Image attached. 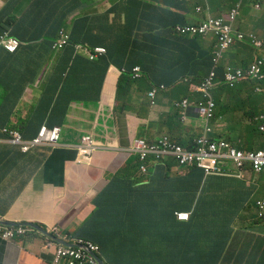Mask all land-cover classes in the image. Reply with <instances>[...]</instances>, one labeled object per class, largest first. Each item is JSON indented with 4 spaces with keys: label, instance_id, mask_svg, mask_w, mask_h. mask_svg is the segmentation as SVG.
<instances>
[{
    "label": "crops",
    "instance_id": "obj_1",
    "mask_svg": "<svg viewBox=\"0 0 264 264\" xmlns=\"http://www.w3.org/2000/svg\"><path fill=\"white\" fill-rule=\"evenodd\" d=\"M157 1L161 0H125L122 3L121 0H37L36 6L24 15H21V6L6 10L11 9V14L19 16L14 27L16 36L40 41L36 50L23 59H8L0 51V127L3 123L8 125V115L16 106L17 113L12 119L15 123L25 119L22 132L26 139L34 138L43 124L61 126L63 133L61 144L40 146L24 153L0 131L1 221L29 224L45 232L55 227L56 235L65 232L78 235L87 225L105 220L95 214L101 206L98 199L109 187L116 168L125 160L124 154L112 148L127 146L136 135L144 132L146 137L158 134L147 127L142 112L147 99L140 89L152 83L172 81L168 71L171 46L165 41L164 27L180 21L182 16L184 23L195 22V6L215 7L213 0L152 3ZM80 3L94 14L91 24L95 27H102L95 19L111 3L115 9V25L109 35L86 38L92 46L106 47L107 55L90 64L80 60L70 66V52L56 53L51 48L50 26L40 27L47 22L46 17H58ZM58 24L63 26L62 21L55 22ZM68 29L75 32L71 25ZM80 32L81 29H77L74 35ZM203 40H199L200 44ZM158 42L168 45L167 49ZM136 62L150 72L151 78L139 77L131 90L121 96L129 111L112 115L122 75L119 71L130 70ZM36 73L34 81L28 83ZM125 80H129L128 76ZM171 93L175 96V92L171 90ZM105 118H108L110 134L104 132L101 124ZM90 133L96 135L99 143L107 142L109 149L95 154L89 174L77 182L72 169L77 155L75 144L81 135ZM161 167L156 165L145 179L143 192L163 194L160 192L168 185V178L161 177L160 173L165 172ZM184 175L172 177L169 184L178 193L164 195L165 205L152 213L150 221L143 224L131 219L128 225L112 224L109 231L111 238L116 240L115 259H122L130 249L135 250L137 261L136 250L146 249L162 256L166 264H215V259H220L219 264H264V219L258 221L254 207L262 193L253 195L255 185L264 181V177L251 176L244 181L209 177L203 188L196 185L199 177L190 179ZM183 190H190L191 194L172 197L183 196L179 194ZM93 191L95 193L91 194ZM194 192L198 194L192 196ZM116 193L115 190L109 198ZM191 207L194 225L191 221L179 222L174 218L175 213L188 212ZM138 214L136 209L129 213L136 217ZM226 222L231 231L229 240V235L224 233ZM43 234L34 230L16 246L0 242V264H52L55 245L50 244L52 240L46 243ZM224 237L227 245L217 246L219 241L224 242Z\"/></svg>",
    "mask_w": 264,
    "mask_h": 264
},
{
    "label": "clouds",
    "instance_id": "obj_2",
    "mask_svg": "<svg viewBox=\"0 0 264 264\" xmlns=\"http://www.w3.org/2000/svg\"><path fill=\"white\" fill-rule=\"evenodd\" d=\"M36 1L0 0V51L8 59H23L27 54H32L40 40L29 41L16 36L14 27L19 16L11 14V9L6 10L11 6L14 8L21 6L23 7L21 15H24L36 6ZM221 1L224 4H217L213 0L215 11L220 6L226 7L227 10L213 12L214 8L195 6L193 8L196 16L195 22L184 23L182 16L180 21L171 22L164 27L165 41L171 46L168 49L172 53L171 59H179L181 56L187 55L191 47L197 46L200 47V51L210 53L212 67L208 68L205 74L200 73L199 75L191 74L193 68L172 71L169 73L172 78L171 82L152 83L151 86L147 85L145 89H140L147 99L142 110L147 127L150 131L158 132V134L146 137L144 132L141 135H136L129 145H118L112 148L114 152L124 154L125 160L120 168H116L113 178L110 179L109 187L102 192L98 199L101 206L95 214L103 216L105 220H97L87 225L78 235L66 232L56 235L57 228L55 227L52 228V231L45 232L42 228L33 225L24 224L25 226H23L0 220V242L16 246L30 232L39 230L45 233L43 235L47 240L46 243L48 240H52L50 244L54 243L55 245L52 264H119L120 260V264H166L162 256L146 249L136 250L137 261L134 258L135 250L130 249L126 250L128 254L124 255L122 259L110 260L107 258V254L115 256L116 240L111 238L109 228L112 227V224L118 223L121 225L127 223L128 225L131 219L137 220L138 223L150 221V219H139L129 213L135 209L138 211V206L145 204L146 201L160 200L171 192L178 193L169 184L174 176L181 177L180 175L184 173L183 177L185 178H188L190 174L201 175L202 181L196 185L203 188L209 177H232L241 181L250 179L251 176L264 177V171L257 172L253 163L246 160L249 155L264 153V0H254L247 4H244L243 0ZM122 2L125 0H121ZM165 2L168 1L161 0L152 3L163 4ZM245 7L249 8L247 13L244 11ZM93 15L88 12L87 7L80 3L58 17L52 19L46 17L47 22L40 27L50 26L51 48L56 53L60 55L66 51L70 52V66L80 60L89 64L96 62L108 53L106 47L92 46L86 38H101L110 33L115 25V9L110 3L109 7L100 13L99 18H112L107 28L93 26L91 24ZM152 16L154 17V15ZM56 21L60 23L62 21L63 26L55 25ZM69 25L75 28L74 33L77 29H81L78 36L68 29ZM209 34L213 37L210 47L200 44L199 40ZM81 36L83 37L80 38ZM162 46L165 49L168 47V45ZM197 61L200 59L198 58ZM123 70L121 72H124ZM127 71L130 73L129 80H123L117 86V105H113L112 109V112L115 110L114 113L123 114L129 111V106L122 102L121 96L125 91L131 90L130 87L137 83L136 80L139 77L151 78L150 72L146 71L138 62ZM36 76L37 73L35 77L31 76L28 83H32ZM227 76L233 77L234 80L229 82ZM181 84L186 90L182 91L181 95L175 93L174 96L171 90L176 92ZM120 87L124 90L121 94L118 92ZM225 87L235 90L236 99L242 102L235 106L231 112L226 113L223 118L218 116V101L226 98ZM168 89H170L169 93L163 95ZM250 101L254 103L253 110L258 112V116L254 120L246 115L247 104ZM15 109L10 117L9 126L0 127V131L12 144L19 146L22 152L27 153L40 146L54 147L61 144L63 133L61 126L48 127L43 124L34 138L26 139L22 132L25 119L19 123L11 124L12 117L17 113ZM198 120L204 124L200 130L194 129ZM238 126H242L243 129H239ZM252 128L258 132L256 133ZM4 129L18 132L23 143H14L12 138L4 132ZM107 133L110 134V132ZM38 139L39 141L36 142ZM243 140L248 141L247 146L251 145L252 148L240 149L239 141ZM222 142L228 144V149L221 151L222 158L215 166L211 165L212 159L209 157L199 160L200 150L204 149L208 152V147L220 145ZM25 146L28 148L24 149ZM203 146L205 148H202ZM177 147H180L181 155L178 154ZM75 148L77 155L72 162V169L74 176L77 177V182H80L89 174L88 169L95 154L108 151L109 148L107 142L99 143L93 133L81 135ZM237 154H241L244 159L237 158ZM186 155L188 161L181 163L182 157ZM156 165L162 166L160 169L165 170L160 173L161 177L168 178V185L163 186L161 195H157L153 191L143 192L145 179L154 171ZM263 189L264 181H259L255 185L253 195L259 191L262 193ZM115 190L117 193L109 198ZM94 193L95 191L91 194ZM198 193L194 192L192 196H196ZM179 194H184V191ZM122 195L130 198L129 211L122 212V210H126L123 207ZM260 198L254 203V207L258 213V221L261 222L264 219V196ZM193 214L194 209L191 207L188 212L175 213L174 218L179 222H190ZM180 215H186L187 219L181 220ZM128 217H130L129 220ZM92 224L95 229L102 232V235H98L101 243L85 238ZM219 261L220 259H215L214 263L219 264Z\"/></svg>",
    "mask_w": 264,
    "mask_h": 264
},
{
    "label": "trees",
    "instance_id": "obj_3",
    "mask_svg": "<svg viewBox=\"0 0 264 264\" xmlns=\"http://www.w3.org/2000/svg\"><path fill=\"white\" fill-rule=\"evenodd\" d=\"M215 3L224 4V2L221 1V0H215ZM225 10H227L226 7H219V8L216 9V11H219V12L225 11ZM216 11H215V8H214L213 12H216ZM111 19H112L111 17H101V18H96L95 20L102 27L107 28V25L109 24ZM109 34L110 33H107V35H109ZM198 58L200 59V61H197ZM107 65H110V63L107 64ZM85 67H86V65H84L83 72H84ZM211 67H212V63L210 61V53L207 52V51H200V47H197V46L191 47L190 52L187 55H183L179 59L173 58L168 63V71H169V73L172 72V71L184 70L186 68H193V72H191V74L199 75L200 73H204L205 74L207 69L211 68ZM121 70H123V69H121ZM123 71L125 73L119 71L120 74H122V75H121V77H120V79L118 81V84L122 83V81L125 80L127 78V76L130 74L128 71L126 72V70H123ZM78 76L80 77L81 74H78ZM61 79L65 80L63 78H61ZM118 92H119V94H121V93L124 92V90L120 87V88H118ZM224 92H225L226 98L224 100L220 99L218 101V107H219L218 116L219 117H223V118H224V115L226 113L231 112L235 106H237L238 104H240L242 102V101H238L236 99L237 95L235 94V92H236L235 90H231V89L225 87V91ZM253 105H254V103L251 102V101L247 104L248 110L246 111V115L249 118H252L254 120L258 116V112L253 110ZM15 107L16 106H14L11 114L8 115L9 118H8L7 123L10 122V117L12 116V113L14 112ZM27 123L30 124V120L29 121L27 120ZM5 125H6L5 123L2 124V126H5ZM39 128L40 127H38V129L36 130V134H37ZM253 130L256 133L258 132L256 129H253ZM251 136L256 137L257 135H251ZM239 142H240V145H241L240 149H242V150H247V148H249V149L252 148L251 145L247 146V142L248 141H244L243 140V141H239ZM184 144H187V143H184ZM197 177H199L197 183L201 182L202 181L201 175L190 174L188 176V178H190V179H195ZM183 191H184L185 195H183V196H172V197H184V196H188V195L191 194L190 190H188V191L183 190ZM123 199H124V201H122V203L124 205L123 207L126 210H122V212L129 211L128 207H129V204H130V198H127V197L123 196ZM165 203H166V201L164 199H160V200H152L149 203H145V204L139 205L138 206L139 214L137 215V217L139 219H143V220L151 219L152 218V213L155 212L157 209L161 208L162 206H164ZM129 218L130 217H128V220H129ZM142 223L145 224L146 222L144 221ZM226 224H227V222H226ZM191 225H194V221H191ZM224 233H225V235H229L228 236V239H229V237L231 235V231L229 230V225L228 224L225 227ZM98 235H102V232L99 229H95L94 225L92 224L91 225V229H90L89 233L87 235H85V238H87L89 240H92V241H95V242L101 243V241L98 239ZM103 243H104V241H103ZM227 243H228V240L226 241V239L224 237V242L219 241L217 243V246L220 247L222 244H224L223 246L225 247V245H227ZM107 258L115 260V256L113 254H107Z\"/></svg>",
    "mask_w": 264,
    "mask_h": 264
},
{
    "label": "built area",
    "instance_id": "obj_4",
    "mask_svg": "<svg viewBox=\"0 0 264 264\" xmlns=\"http://www.w3.org/2000/svg\"><path fill=\"white\" fill-rule=\"evenodd\" d=\"M227 80L229 82H232L234 80V78L231 76H227ZM4 132L7 133L12 138V141L14 143H17V144L23 143L21 135L18 132L9 131L7 129H4ZM38 141H39V139L36 140V142H38ZM27 148H28L27 146L24 147V149H27ZM202 148H205V147L203 146ZM223 149H228V144L222 142L220 145H212V146L208 147V152L205 151L204 149H202V150H200L199 160H203L204 157L205 158L209 157V159H212L211 165L215 166L220 161V159L222 158L221 151ZM177 152L179 155H181L182 152H181L180 147H177ZM236 156L239 159H244L241 154H237ZM246 160H249L253 163V167L257 172L264 171V153H259L257 155H249L246 158ZM187 161H188V156L187 155L183 156L181 159V163H186ZM209 168H210V166L208 167V169ZM179 218L181 220H185V219H187V216L186 215H180Z\"/></svg>",
    "mask_w": 264,
    "mask_h": 264
},
{
    "label": "rangeland",
    "instance_id": "obj_5",
    "mask_svg": "<svg viewBox=\"0 0 264 264\" xmlns=\"http://www.w3.org/2000/svg\"><path fill=\"white\" fill-rule=\"evenodd\" d=\"M250 1H254V0H243V2H244V4H247L248 2H250ZM220 7H224V6H220ZM249 10V8H247V7H245L244 8V11L247 13V11ZM237 25V24H236ZM212 40H213V37H212V35L211 34H209L208 36H206L205 38H204V40H203V42H202V44L203 45H205V46H207V47H210V45L212 44ZM186 89H185V87L184 86H182V84L181 85H179L178 86V88L176 89V92L175 93H177V94H182V91H185ZM143 106H145V105H143ZM114 112H115V110L112 112V115L114 114ZM14 121H13V119H11V124L13 123ZM101 124L104 126V128H105V130L104 131H107V132H109V124H108V118H105L102 122H101ZM204 127V124L202 123V121L201 120H198L197 122H196V124H195V127H194V129H202ZM262 196H261V198L264 196V189L262 190ZM260 198V199H261Z\"/></svg>",
    "mask_w": 264,
    "mask_h": 264
}]
</instances>
